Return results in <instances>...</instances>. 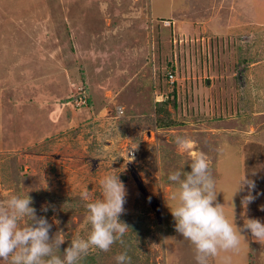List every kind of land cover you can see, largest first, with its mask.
I'll return each mask as SVG.
<instances>
[{
  "label": "rangeland",
  "instance_id": "obj_1",
  "mask_svg": "<svg viewBox=\"0 0 264 264\" xmlns=\"http://www.w3.org/2000/svg\"><path fill=\"white\" fill-rule=\"evenodd\" d=\"M169 60L178 96L167 110L180 123L162 128L153 101L170 91ZM200 152L230 220L260 209L264 175L248 163L264 157V0H0V204L28 193L50 237L65 239L57 254L87 236L86 204L114 174L125 176L129 229L79 264H116L125 251L131 264H196L175 229L168 175L190 172ZM245 174L257 197L246 207L247 189L234 195ZM242 235L238 252L211 264H264V244Z\"/></svg>",
  "mask_w": 264,
  "mask_h": 264
},
{
  "label": "clouds",
  "instance_id": "obj_2",
  "mask_svg": "<svg viewBox=\"0 0 264 264\" xmlns=\"http://www.w3.org/2000/svg\"><path fill=\"white\" fill-rule=\"evenodd\" d=\"M177 143L184 146L188 140L178 138ZM183 167L168 175V180L178 185V191L171 196L176 204L170 211L176 231L194 246L196 264H211L222 252H238L245 230L250 231L255 241L264 244V223L260 219L249 218L238 227L226 216L223 205L216 202V181L206 154L200 152L191 157L190 172L183 171ZM100 185L102 197L86 204L85 219L90 231L86 237L78 235L72 239L62 257L57 253L65 239L58 235L50 237L52 224L46 217L37 216L28 193L13 195L0 204V259L11 258V264H79L92 249L107 252L116 242L123 243L129 229L120 220L126 211V186L114 174L105 175ZM245 188L247 194L241 202L246 207L257 198L253 195L256 183L247 174L239 180L234 195ZM82 198L87 200V192L82 193ZM48 210V206H42V211ZM25 220L27 223L22 224ZM115 260L116 264H131L126 251L118 253ZM221 264H232V256H223Z\"/></svg>",
  "mask_w": 264,
  "mask_h": 264
},
{
  "label": "trees",
  "instance_id": "obj_3",
  "mask_svg": "<svg viewBox=\"0 0 264 264\" xmlns=\"http://www.w3.org/2000/svg\"><path fill=\"white\" fill-rule=\"evenodd\" d=\"M164 72L162 73V75H164L162 78L165 79L167 81V76H166V72L167 71H171L172 73L174 72V66L171 60L166 61L164 64ZM168 68V69H166ZM160 69L158 70V78L161 76L160 74ZM170 91L167 94H164L162 96L161 100H155L153 101V111L156 115H158V120L157 118H155V122L158 121L157 123V127H162V128H166V127H170L173 126L175 124L180 123L178 120H175L173 118H170V112L169 110H167V106L170 105L172 109H175L177 107V89L175 88V82L170 83ZM71 99V98H70ZM86 102H88L87 98H86ZM22 164V163H21ZM22 168H18L17 171L19 173H21L23 170Z\"/></svg>",
  "mask_w": 264,
  "mask_h": 264
},
{
  "label": "crops",
  "instance_id": "obj_4",
  "mask_svg": "<svg viewBox=\"0 0 264 264\" xmlns=\"http://www.w3.org/2000/svg\"><path fill=\"white\" fill-rule=\"evenodd\" d=\"M209 81H210V86H211V84H213V79H212V81L211 80H209ZM258 146H261V143H259ZM248 164H249V166L250 165H254L255 166V169H253L251 171L252 174L255 173V176H256V174H262V175H264L263 170H262V169H264V157L263 156H260L259 155L258 158H257V160L255 161V163H248ZM256 166H259L260 168L259 169H256L257 168ZM256 170L260 171L261 173H257ZM263 191H264V186H263ZM257 196H260V200H261V202H263V203L257 205L260 209L259 210H252L249 207L248 209H246L243 212L242 211H239V215L237 216V219H236L237 220V223H236L237 226H242L243 224L241 225V223L243 222V220L245 221V218L247 220L249 218H259L260 217L261 218V222L264 223V196H262L260 194L257 195ZM257 216H259V217H257ZM245 252L247 253V255H249V252L250 251H248V250L246 251L245 250ZM251 255H253V254H251ZM250 264H253V261Z\"/></svg>",
  "mask_w": 264,
  "mask_h": 264
},
{
  "label": "built area",
  "instance_id": "obj_5",
  "mask_svg": "<svg viewBox=\"0 0 264 264\" xmlns=\"http://www.w3.org/2000/svg\"><path fill=\"white\" fill-rule=\"evenodd\" d=\"M166 76H167V81L169 83H172L174 81L173 73L171 71H167L166 72ZM78 100H79V102H76L75 104H79L80 105V104L83 103V100L82 99L78 98ZM119 112H120L119 107H117L115 109V116H116V114L119 115Z\"/></svg>",
  "mask_w": 264,
  "mask_h": 264
},
{
  "label": "water",
  "instance_id": "obj_6",
  "mask_svg": "<svg viewBox=\"0 0 264 264\" xmlns=\"http://www.w3.org/2000/svg\"><path fill=\"white\" fill-rule=\"evenodd\" d=\"M119 177H120L121 180H124L125 179V176L124 175H119ZM157 207H158V203L152 202L151 208L153 210H155L156 215L158 217L159 216V209H157Z\"/></svg>",
  "mask_w": 264,
  "mask_h": 264
}]
</instances>
